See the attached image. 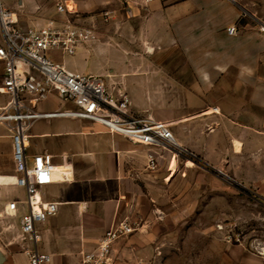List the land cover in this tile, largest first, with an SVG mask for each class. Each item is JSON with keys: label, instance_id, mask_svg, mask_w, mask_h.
<instances>
[{"label": "crops", "instance_id": "0c3cea01", "mask_svg": "<svg viewBox=\"0 0 264 264\" xmlns=\"http://www.w3.org/2000/svg\"><path fill=\"white\" fill-rule=\"evenodd\" d=\"M50 1L47 7L43 0H0L10 10L28 2L33 11L42 8L29 25L55 14L58 0ZM59 1L88 20L96 17L99 30L97 42L72 56V67L62 63L67 69L104 77L107 91L125 92L133 110L171 123L180 148L210 168L244 184L264 176L256 171L264 170V8L258 0H155L147 10L137 0ZM104 11L106 23L96 16ZM232 26L239 30L235 35L227 32ZM4 101L0 95V106ZM31 142L27 153H49L56 167L43 193L58 203V212L40 226L39 244L53 264H78L80 253L106 230L125 217L146 215L150 186L160 183L152 175H164L168 183L174 173L171 151L133 144L86 120L35 121L29 147ZM150 152L158 160L154 170L147 168ZM0 160V197L22 199L10 132L2 123ZM160 166L167 171L159 173ZM163 245L136 232L116 243L118 264H171V247ZM263 253L241 250L217 264H264ZM1 256V264H28L23 251Z\"/></svg>", "mask_w": 264, "mask_h": 264}, {"label": "built area", "instance_id": "2783aa9c", "mask_svg": "<svg viewBox=\"0 0 264 264\" xmlns=\"http://www.w3.org/2000/svg\"><path fill=\"white\" fill-rule=\"evenodd\" d=\"M154 1L137 0V4L147 10ZM96 16L104 23L110 18L107 11ZM238 31L236 26L227 28L230 35ZM98 40L97 18L88 20L62 1H56L55 14L45 24L26 27L0 2V95L5 98L0 106V123L10 132L15 186L24 192L22 199L7 203L6 212L19 217V243L28 264H53L51 256L39 248L40 226L58 212V203L45 199L43 193L53 182V156L46 152L27 153L35 121L76 118L98 123L133 144L169 150L175 155L180 150L171 123L136 112L125 92L107 91L104 77L71 71L48 54L60 51L63 56H74ZM51 94L70 107L42 109L41 103ZM157 165L155 154L148 153L147 168L154 170ZM134 231V222L123 218L106 230L93 247L80 253L78 264H118L115 245Z\"/></svg>", "mask_w": 264, "mask_h": 264}, {"label": "rangeland", "instance_id": "374dc122", "mask_svg": "<svg viewBox=\"0 0 264 264\" xmlns=\"http://www.w3.org/2000/svg\"><path fill=\"white\" fill-rule=\"evenodd\" d=\"M257 2L264 8V0ZM42 3L48 7L52 1L43 0ZM11 11L18 14L19 24L26 27L30 17H40L43 9L33 11L28 2ZM48 54L54 61L72 67V56H63L60 51ZM63 107L70 106H64L54 94L41 103L44 110ZM32 146L31 142L29 149ZM176 154H173L177 162L171 167V172L174 171L171 181L165 183L164 175H152L160 183L150 186V204L145 207L147 214L131 219L135 224L133 234L139 232L149 236L151 243L162 242L171 247L167 253L173 257L171 264H217L220 258L238 255L241 250L261 255L264 252V176L256 175L247 180L251 183L244 184L228 173L210 168L199 157L181 148ZM167 168H161L159 173ZM256 171L264 175V170ZM11 200L0 197V254L6 256L23 251L17 230L19 217L5 211ZM140 237L136 239L141 240ZM154 252L166 254L164 250L154 249ZM174 253L180 254L179 260H175Z\"/></svg>", "mask_w": 264, "mask_h": 264}, {"label": "bare ground", "instance_id": "6f19581e", "mask_svg": "<svg viewBox=\"0 0 264 264\" xmlns=\"http://www.w3.org/2000/svg\"><path fill=\"white\" fill-rule=\"evenodd\" d=\"M177 160H176V157L174 156L173 157V160H172V164L175 163ZM176 164V163H175ZM176 166V165H175ZM8 179V178H7ZM11 179V178H10ZM7 183V182H6ZM5 184V183H4Z\"/></svg>", "mask_w": 264, "mask_h": 264}, {"label": "water", "instance_id": "95a60500", "mask_svg": "<svg viewBox=\"0 0 264 264\" xmlns=\"http://www.w3.org/2000/svg\"><path fill=\"white\" fill-rule=\"evenodd\" d=\"M181 149H183V148H181ZM184 150V149H183ZM184 151H186V150H184ZM0 261H2V256H1V254H0Z\"/></svg>", "mask_w": 264, "mask_h": 264}]
</instances>
